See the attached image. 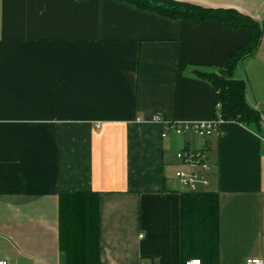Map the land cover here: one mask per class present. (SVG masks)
Returning a JSON list of instances; mask_svg holds the SVG:
<instances>
[{"label": "crops", "instance_id": "obj_1", "mask_svg": "<svg viewBox=\"0 0 264 264\" xmlns=\"http://www.w3.org/2000/svg\"><path fill=\"white\" fill-rule=\"evenodd\" d=\"M178 1L264 22V0ZM249 38L118 0H0V259L74 264L96 193L99 264H264V34L234 73L259 130L162 136L153 121L213 120L214 89L193 71ZM184 149L209 166L193 191L174 177Z\"/></svg>", "mask_w": 264, "mask_h": 264}, {"label": "trees", "instance_id": "obj_2", "mask_svg": "<svg viewBox=\"0 0 264 264\" xmlns=\"http://www.w3.org/2000/svg\"><path fill=\"white\" fill-rule=\"evenodd\" d=\"M134 5L140 10L156 13L169 19L188 20L192 25L203 21L219 22L233 29L250 31L248 42L231 52L223 67L205 71L195 69L194 75L210 83L215 92L214 119L232 121L243 126L260 129L263 113L252 108L246 101L247 82L234 77L241 62L251 57L259 48L264 34V22L259 23L250 17L229 8H204L178 0H118ZM93 198L88 205L90 219L82 226L81 239L86 245L85 253L74 259V264H99L98 258V209L97 194L84 195ZM83 211V208H82ZM92 216V217H91ZM143 264H156L153 260Z\"/></svg>", "mask_w": 264, "mask_h": 264}, {"label": "built area", "instance_id": "obj_3", "mask_svg": "<svg viewBox=\"0 0 264 264\" xmlns=\"http://www.w3.org/2000/svg\"><path fill=\"white\" fill-rule=\"evenodd\" d=\"M154 122L160 123L163 126L162 136H165L166 131H171L175 135H195L200 138H210L218 133L219 124L221 120L213 119L211 121H196L189 123H165L158 116L153 118ZM177 159L187 168L186 171L178 170L174 177L183 188L189 190H196L199 184L206 185L204 173L209 166L206 161V156L203 150L184 149L176 154ZM0 264H8L6 261L0 259ZM184 264H201L199 259H190ZM245 264H263L261 259L253 258L247 259Z\"/></svg>", "mask_w": 264, "mask_h": 264}]
</instances>
